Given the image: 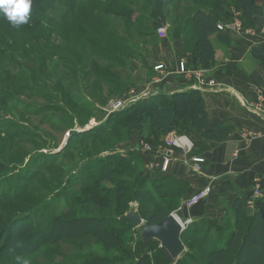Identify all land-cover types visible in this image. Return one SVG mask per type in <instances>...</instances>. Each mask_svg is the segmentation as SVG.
Masks as SVG:
<instances>
[{
	"label": "rangeland",
	"instance_id": "374dc122",
	"mask_svg": "<svg viewBox=\"0 0 264 264\" xmlns=\"http://www.w3.org/2000/svg\"><path fill=\"white\" fill-rule=\"evenodd\" d=\"M117 1L134 12L124 18L96 11L91 16L98 19L97 32L104 36V39L93 36L90 32L85 35L101 44L113 47L122 46L124 50L117 49V53H105L98 48H91L89 44L84 45L83 52L87 55L85 57L87 67L84 68L85 64L80 63L81 68L78 72L65 71L62 69V63H59L55 57L39 74L38 61L35 57L30 54L19 57L9 52L15 50L16 47L7 34L9 33L14 38L17 35L7 23L2 24L0 61L5 60L7 66L0 65V203L5 205L4 216L0 217L2 224L0 230L3 225L12 222L15 217H18L15 218L16 222L26 223L24 229L26 231L21 232L25 238V235L31 231H42L47 226L50 217L117 218L129 212L137 214L139 209L137 201L129 202L126 207L119 206L116 201H85L88 194V192L83 193L85 181L89 182L93 174L100 175L108 156L117 155L130 159V157L138 158L141 153H147L160 157V164L157 168L152 167V164L148 167L144 166L138 158L140 162L138 177L148 185L158 180L150 176L157 173L158 175L166 174L171 159L178 155L185 157L187 162L189 161L191 170L195 174L202 173L206 165L202 152L207 149V145L215 143V128L212 130L205 128L203 133L192 129L189 130L190 135L173 131L158 142H148L144 139L146 123L141 119L134 121L139 123V127L143 129L141 132L137 130L136 125H134L136 129L124 128L127 120L122 121L121 117L112 116L109 122L107 119L118 112L116 108L120 106H124L123 109L128 108L136 101L145 99L158 91L153 88L162 82L166 73L163 64H155L158 60L156 57L162 51L161 41L166 38L167 40L170 38L178 40L180 36L184 37L182 24L185 18L192 15L190 8H203L201 3L205 1L170 0L169 5L163 10L165 22L159 27H154L151 22L153 0H135L136 5H132L129 0ZM256 2L262 9L264 8V0H256ZM85 3L87 4V1ZM67 11L68 7L58 5V3L54 4L53 12L45 10L47 17L61 28V33L65 31L63 33L65 36L74 34L75 28L79 27L76 24L73 27L71 21L67 19L69 13ZM71 12L69 15L73 19L78 11L71 9ZM236 19L241 21L240 12L231 8L229 18L223 19L218 24L233 22ZM159 28L165 30L163 37L157 34ZM255 33L256 35L261 34L259 22L255 28H244L242 33L229 34L246 37ZM59 34L52 29L53 48L51 52L67 59H78L80 62L82 55L78 50H73L72 35V39L67 43L60 38ZM221 34L223 33L219 31L217 35ZM193 45V39L187 44L184 43L189 53ZM180 62L184 61L180 60L177 63V72L182 76L196 78V73L204 74L211 69H193L191 65L188 66L184 62L186 72L181 73ZM94 64L97 65V74H104L106 79L101 80L96 77L92 71ZM156 66H163V69L155 71ZM4 69L9 74L8 82L11 84L8 87L3 85ZM49 70H52L56 77L52 78ZM205 82L209 85L201 87L197 81L195 87L201 89L216 87L212 81L205 79ZM62 93L70 99H61ZM144 114L143 112L142 115ZM93 129L95 133L91 134ZM72 130L77 131V134L85 132L88 134L69 140V147L63 154L62 149L69 139L67 135ZM184 136L192 141V149L188 155L169 146L170 141ZM195 157L202 158L204 163H192ZM112 177L113 180L110 178L107 181H99L98 187L104 192L114 191L118 185H131L134 182L131 176L128 178L122 175H112ZM210 186L207 185L194 193L196 195L208 190L207 195L195 205L205 204L211 199ZM188 195L187 185L180 206L171 203L170 205L173 206H166L167 209L157 213L153 220L156 221L169 215L181 217L180 207L186 204L193 194L190 197ZM74 198L84 201L76 204ZM168 199L162 202L167 205ZM171 200L177 199L173 197ZM2 209L3 206L0 207V210ZM147 213L145 218L150 221L151 211ZM233 221L232 209L221 222L211 219L197 223L189 221L181 234L184 251L179 259L192 258L196 264H208L209 253L222 245L220 238L232 231ZM142 222L145 224L144 220ZM131 234V242L128 246L135 249L139 240L138 229L132 228ZM29 236L31 235L28 234L27 237ZM152 246L155 249H152L150 254L160 249L158 243ZM112 253L116 255L118 251L106 250L99 240L66 239L54 245H44L37 251L26 255L22 260L27 261V264H78L75 260L87 254L104 257ZM116 264L131 263L125 260L118 261Z\"/></svg>",
	"mask_w": 264,
	"mask_h": 264
},
{
	"label": "trees",
	"instance_id": "16d2710c",
	"mask_svg": "<svg viewBox=\"0 0 264 264\" xmlns=\"http://www.w3.org/2000/svg\"><path fill=\"white\" fill-rule=\"evenodd\" d=\"M85 1H87V4ZM129 1L132 5L137 3L135 0ZM169 1L153 0L151 22L154 27H159L165 22L163 10L164 7L169 5ZM203 1H205V3L203 2L204 4L201 3L203 8H190L192 15L189 18H185L182 24L184 43L187 44L192 39L194 40L190 53L193 57V63L191 64L193 69H210L213 67L215 57L212 39L219 34L217 30L218 23L223 21V19L229 18L231 8L240 12V19L244 28H255L258 25V17L262 10L256 0ZM55 3L68 7L67 12L69 13L71 9L78 11V14L73 19L68 13L67 19L71 21L73 27L74 24L79 26L75 28L74 34L71 35L74 38L72 43L73 50H78L83 56L80 57V62L78 59H67L51 52V48H53V43L51 42L52 29L56 30L58 34L60 33L59 36H61L60 38L63 41L68 43L72 39L71 35L67 34L68 36H65L63 34L65 31L61 33V28L52 19H49L45 13V10L53 12ZM96 11L124 18L129 17L134 12L128 6L118 3L117 0H32L27 23L13 26L5 18V15L0 13V28H3L2 24L4 22L9 25L17 35L14 38L9 33L7 34L16 47L15 50H10L9 52L19 57L24 54H30V56L35 57L38 61L37 70L39 74L42 69L47 68V65L55 57L59 63H62V69L65 71L78 72V69L81 68L80 63L85 64L84 68L87 67L85 62L87 55L83 52L84 45L89 44L91 48H98L105 53H117V49L119 51L124 50L122 46L113 47L86 37L85 33L90 32L93 36L104 39V36L97 32L98 19L91 16ZM70 26L72 25L70 24ZM220 37L223 42H229L228 33H223ZM0 65L7 66L5 60L3 62L0 61ZM8 66L12 67L11 65ZM6 69L3 70V85L8 87L11 83L8 82L9 74ZM92 71L97 78L106 79L104 74H97L96 64L92 66ZM50 74L52 78L56 77L52 70ZM64 93L61 94V99L69 100L70 98ZM143 112L145 113L144 115H142ZM115 114L109 116L107 122L110 121L112 116L121 117L122 121L127 120L124 123V128L126 129L137 128L141 132L143 129L139 127V123L134 121L141 119L142 122H145L146 128L144 131L146 137L144 136V139L148 142H158L173 131L190 135L189 130L194 129L199 133H203L206 128L205 121L207 118L201 93L197 90L180 91L170 95L162 93L152 94ZM134 125H136V128ZM93 133H95L94 129L91 130V134ZM87 134L88 132L71 136L62 149L63 154L69 147V140L76 136H85ZM139 169L140 162L137 157H130V159L117 155L106 157L104 168H102L100 175L97 173L93 174L90 181H85L84 183L83 193L88 192L85 201H116L121 207H126L131 201H137L139 202V209L135 215L141 221L144 220L145 225L149 226L163 221L167 217L156 221L153 218L157 213L166 210L168 205L177 204L179 207L181 199L185 196L187 184L174 178L164 177L158 178V180H155L156 182L152 181L151 185H148L145 181L142 182L139 179ZM112 175H122L128 178L131 176L134 182L131 185H118L114 191L108 190L104 192L98 187V183L99 181L110 180V178L113 180ZM173 197L177 200H171ZM167 198H169V202L165 205L162 201ZM6 201L8 202V200ZM74 201L77 204L81 200L74 198ZM171 203L173 205H170ZM2 206L0 217L4 216L5 205L0 203V207ZM66 207L68 208L67 205ZM183 207H185V204L180 207L181 211ZM149 211H151L150 221L145 218ZM232 211L234 218L233 229L231 232L221 236L222 245L209 253L208 264H264V201L259 209L254 212H249L245 202L241 201L233 205ZM140 212L142 213L140 214ZM125 216L117 218L72 217L69 219L63 216L50 217L47 226L42 231H31L28 233L31 236L27 237V234L25 238H23L21 232L26 231L24 230L26 223L16 222L15 218L18 217H15L13 221L11 220L12 222L3 225L0 230L2 231L0 232V264H18L17 257L24 258L44 245H54L66 239L85 238L99 240L106 250L112 249L114 252L118 251V253L116 255L112 253L104 257L87 254L85 257L81 256L75 260L78 264H116L118 261L125 260L131 264H173L167 259L161 249H157L156 253L150 254L152 249H155L152 246L157 243L155 241L143 244L138 240L135 249L129 247L133 226L125 219ZM174 264L196 263L192 258L187 260L180 258Z\"/></svg>",
	"mask_w": 264,
	"mask_h": 264
},
{
	"label": "crops",
	"instance_id": "0c3cea01",
	"mask_svg": "<svg viewBox=\"0 0 264 264\" xmlns=\"http://www.w3.org/2000/svg\"><path fill=\"white\" fill-rule=\"evenodd\" d=\"M258 22L259 35L257 30L246 37L229 34L228 43L220 35L213 37L214 65L203 74L206 81L216 85L210 89H197L196 78L178 74L180 60L188 66L193 63L182 36L178 40L166 38L160 44L162 51L155 64H163L166 73L153 88L158 90L154 94L199 91L207 113L205 126L215 128V143L202 152L206 165L201 174H195L189 161L178 155L171 159L166 174L150 176L187 183L189 197L211 185L208 202L187 208L191 223L205 219L221 222L239 201L253 203V208L247 207L249 212L259 209L264 201V8ZM138 158L146 167L160 164L158 156L141 153Z\"/></svg>",
	"mask_w": 264,
	"mask_h": 264
},
{
	"label": "water",
	"instance_id": "95a60500",
	"mask_svg": "<svg viewBox=\"0 0 264 264\" xmlns=\"http://www.w3.org/2000/svg\"><path fill=\"white\" fill-rule=\"evenodd\" d=\"M77 131H70L67 138L77 134ZM183 221H188V209L183 207L181 211ZM125 219L139 231V240L143 244L150 241H155L159 244L161 251L166 255L170 262H176L184 251V246L181 242L182 228L173 215H169L163 221L145 225L132 212L126 214Z\"/></svg>",
	"mask_w": 264,
	"mask_h": 264
},
{
	"label": "built area",
	"instance_id": "2783aa9c",
	"mask_svg": "<svg viewBox=\"0 0 264 264\" xmlns=\"http://www.w3.org/2000/svg\"><path fill=\"white\" fill-rule=\"evenodd\" d=\"M217 30L220 31V32H223V33H236V34H239V33H242L243 30H244V27H243V24L240 20H235L233 22H226L224 24H218L217 25ZM251 33V32H249ZM157 34L160 36V37H163L164 34H165V30L164 28H159L157 30ZM163 69V66H156L154 68L155 71H159V70H162ZM179 70L181 73H185L186 70H185V64L184 62H180L179 63ZM196 78H197V81L199 83V86H207L209 84H207V82H205V79L202 72L200 73H196ZM212 84V83H211ZM197 89H201L199 87H197ZM124 106H120L119 108H116V111H120V110H123ZM257 111H260L261 108L260 107H257L255 108ZM247 133L245 131H243V136H245ZM169 146L173 147L175 150H181L182 152H184V154L188 155L190 152H191V149H192V141H189V139L184 136V137H178V138H175L174 140L170 141L169 142ZM192 163H195V164H202L204 163V160L200 157H195L192 159ZM207 192L208 190H204L192 197L189 198V200L186 202L185 204V207L187 208H190L192 207L193 205L197 204L198 202H200L206 195H207ZM245 205L248 207V208H253V203L251 202H246ZM174 218L178 221V223L181 225V228H182V231L184 230L185 226L189 223V220L188 221H183L181 217L177 216V215H173Z\"/></svg>",
	"mask_w": 264,
	"mask_h": 264
},
{
	"label": "clouds",
	"instance_id": "9594fccd",
	"mask_svg": "<svg viewBox=\"0 0 264 264\" xmlns=\"http://www.w3.org/2000/svg\"><path fill=\"white\" fill-rule=\"evenodd\" d=\"M32 6V0H0V13L12 23L13 26H20L27 23ZM18 264H27V261L17 257Z\"/></svg>",
	"mask_w": 264,
	"mask_h": 264
}]
</instances>
